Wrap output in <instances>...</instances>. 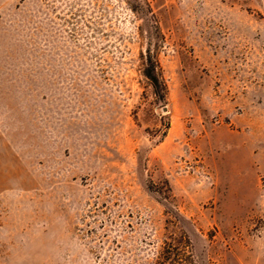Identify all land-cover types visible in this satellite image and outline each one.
<instances>
[{"label": "rangeland", "instance_id": "1", "mask_svg": "<svg viewBox=\"0 0 264 264\" xmlns=\"http://www.w3.org/2000/svg\"><path fill=\"white\" fill-rule=\"evenodd\" d=\"M149 2L164 106L123 0H0V264H264V0Z\"/></svg>", "mask_w": 264, "mask_h": 264}, {"label": "trees", "instance_id": "2", "mask_svg": "<svg viewBox=\"0 0 264 264\" xmlns=\"http://www.w3.org/2000/svg\"><path fill=\"white\" fill-rule=\"evenodd\" d=\"M130 11L141 21V35L145 41V51L140 54V74L150 88L154 105L164 106L166 103L167 86L158 61V49L163 46L164 38L152 11L149 0H123ZM156 46V48H152ZM152 187H155L152 185ZM163 195V194H162ZM167 199L166 196H163ZM157 264H194L192 255L185 249L166 243Z\"/></svg>", "mask_w": 264, "mask_h": 264}, {"label": "crops", "instance_id": "3", "mask_svg": "<svg viewBox=\"0 0 264 264\" xmlns=\"http://www.w3.org/2000/svg\"><path fill=\"white\" fill-rule=\"evenodd\" d=\"M3 179H2V176H1V172H0V187L2 186V184H3Z\"/></svg>", "mask_w": 264, "mask_h": 264}]
</instances>
